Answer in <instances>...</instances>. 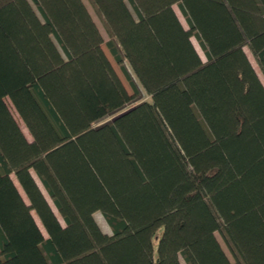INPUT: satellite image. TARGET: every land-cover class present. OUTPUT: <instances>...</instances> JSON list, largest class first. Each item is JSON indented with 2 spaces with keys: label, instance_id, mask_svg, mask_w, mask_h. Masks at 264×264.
<instances>
[{
  "label": "trees",
  "instance_id": "obj_1",
  "mask_svg": "<svg viewBox=\"0 0 264 264\" xmlns=\"http://www.w3.org/2000/svg\"><path fill=\"white\" fill-rule=\"evenodd\" d=\"M90 2L132 95L81 0H0V264H264V0Z\"/></svg>",
  "mask_w": 264,
  "mask_h": 264
},
{
  "label": "rangeland",
  "instance_id": "obj_2",
  "mask_svg": "<svg viewBox=\"0 0 264 264\" xmlns=\"http://www.w3.org/2000/svg\"><path fill=\"white\" fill-rule=\"evenodd\" d=\"M84 5L86 6V9L88 11V13L90 14L92 20L94 21L95 25L98 27L99 31H100V34L101 36L103 37V40H104V43L102 44V49L103 51L105 52L106 56L108 57L109 61L111 62L112 66L114 67L117 75L119 76L122 84L124 85L125 89L127 90L128 94H131L133 93L132 91V88L128 82V80L126 79V77L124 76L120 66L116 63V61L114 60L113 56L110 54L108 48L106 47V41L109 39V35L106 31V28H105V24L103 22V19L98 15V13L96 12L95 8L93 7V5L91 4L90 0H81ZM173 9L174 11L176 12V15L178 16L179 20L181 21L182 25L184 26L185 29L188 28V25L186 24V21L184 19V17L182 16L181 12L179 11L178 9V6L176 4L173 5ZM191 41L193 42L194 46L196 47L197 51L199 52V55L201 56V58L203 60H205V57H204V54L202 53L196 39L194 36L191 37ZM244 51L249 59V62L251 63V65L254 67L260 81L262 82V84L264 85V77L256 63V60L255 58L252 56L250 50L248 49L247 46H244ZM126 64V68L127 70L129 71L132 79L136 82V84L138 85V87L140 88V95H139V98L138 99H132V101H130L129 103H127L125 106H124V109L119 111L116 115H119L121 114L122 112L126 111V110H129L130 108L134 107L137 103L139 102H142V101H148L150 102L151 101V96L145 92V90L141 87V85L139 84L135 74L133 73L131 67L129 66L128 63H125ZM4 101L10 111V113L12 114V116L14 117L15 121L17 122L18 126L20 127V129L22 130L24 136L26 137V139L28 141H32V136L31 134L29 133V131L27 130V127L25 126L24 122L22 121L21 117L19 116V114L17 113V111L15 110L14 106L12 105L11 101L9 100V98L5 97L4 98ZM114 118V116H109L107 118H105L104 120H102L100 123H103V122H106V121H110ZM99 123H94L93 125H97ZM31 174L33 175L34 179L36 180L37 184L39 185L40 189L42 190L43 192V195L45 196V198L47 199L48 203L50 204V206L52 207L53 211L55 212V214L57 215V217L59 218L60 222H62V219L60 218L59 214L57 213L52 201L50 200V198L48 197L46 191L44 190L43 186L41 185L39 179L37 178L35 172L33 170H31ZM11 178L14 182V184L16 185L18 191L20 192L22 198L24 199V201L26 203H29L28 202V199L25 195V193L23 192V190L21 189L19 183L17 182L16 180V177L14 174H11ZM36 223L38 224L40 230L42 231V233L44 234V236L47 237V234L43 228V226L41 225L37 215L35 214L34 211H31ZM94 218L97 222V224L99 225V227L101 228V230L106 233V234H111V230L107 224V222L105 221L102 213H100L99 211H96L94 213ZM214 236L215 238L217 239V241L219 242L221 248L223 249L224 253L226 254V256L228 257V259L231 261V262H234V259L229 251V249L227 248L226 244L224 243L222 237L220 236V234L216 231L214 232ZM154 246H155V241H154ZM155 258V253H154V256ZM184 264V263H183Z\"/></svg>",
  "mask_w": 264,
  "mask_h": 264
},
{
  "label": "crops",
  "instance_id": "obj_3",
  "mask_svg": "<svg viewBox=\"0 0 264 264\" xmlns=\"http://www.w3.org/2000/svg\"><path fill=\"white\" fill-rule=\"evenodd\" d=\"M174 5V4H173ZM173 7V6H172ZM179 9V8H178ZM174 10V9H173ZM180 11V10H179ZM175 12V11H174ZM176 13V12H175ZM180 21V20H179ZM181 22V21H180ZM182 24V23H181ZM187 24V23H186ZM184 27V26H183ZM193 43V42H192ZM194 45V44H193ZM195 47V46H194ZM195 49H196V47H195ZM197 50V49H196ZM202 51V50H201ZM198 52V51H197ZM203 53V52H202ZM198 54H199V52H198ZM201 57V56H200ZM205 57V56H204ZM203 60V59H202Z\"/></svg>",
  "mask_w": 264,
  "mask_h": 264
}]
</instances>
